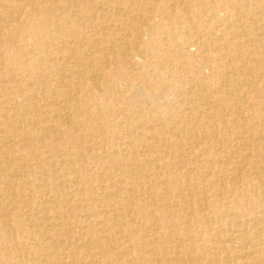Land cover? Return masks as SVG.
Here are the masks:
<instances>
[{"label": "bare ground", "instance_id": "1", "mask_svg": "<svg viewBox=\"0 0 264 264\" xmlns=\"http://www.w3.org/2000/svg\"><path fill=\"white\" fill-rule=\"evenodd\" d=\"M0 264H264V0H0Z\"/></svg>", "mask_w": 264, "mask_h": 264}, {"label": "rangeland", "instance_id": "2", "mask_svg": "<svg viewBox=\"0 0 264 264\" xmlns=\"http://www.w3.org/2000/svg\"><path fill=\"white\" fill-rule=\"evenodd\" d=\"M142 4L146 5L147 7L150 6V3L143 2ZM143 38H144V40H146L147 37L145 35H143ZM133 59H135L137 61L141 60V58H139L138 56L134 57ZM131 100H138V99H137V97L135 95L132 94L131 95Z\"/></svg>", "mask_w": 264, "mask_h": 264}]
</instances>
